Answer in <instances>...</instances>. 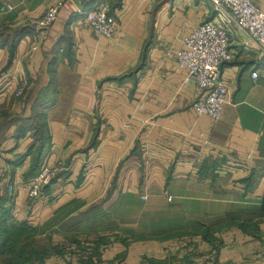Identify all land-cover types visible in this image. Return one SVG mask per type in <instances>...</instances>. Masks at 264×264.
Wrapping results in <instances>:
<instances>
[{
	"label": "crops",
	"instance_id": "crops-1",
	"mask_svg": "<svg viewBox=\"0 0 264 264\" xmlns=\"http://www.w3.org/2000/svg\"><path fill=\"white\" fill-rule=\"evenodd\" d=\"M57 1L0 0V171L8 225L50 249L38 264H264V47L232 35L213 120L167 55L207 0H107L113 39L84 21L99 0L27 25ZM45 164L61 169L30 201L19 185Z\"/></svg>",
	"mask_w": 264,
	"mask_h": 264
},
{
	"label": "built area",
	"instance_id": "built-area-1",
	"mask_svg": "<svg viewBox=\"0 0 264 264\" xmlns=\"http://www.w3.org/2000/svg\"><path fill=\"white\" fill-rule=\"evenodd\" d=\"M65 1L58 0L50 5L41 16L31 19L27 25L37 31L49 28L57 20ZM207 1L212 7L213 18L193 27L184 38L183 47L167 55L173 57L184 71L183 82H193L198 89V96L192 102L194 111L217 120L228 92L221 66L234 57L232 35L241 33L247 41L264 47V9L257 7L252 0ZM83 15L87 27L95 35L106 39L118 37L115 18L107 0H99ZM256 75V72L252 73V77ZM60 169L58 165H42L35 175L19 187L25 188L30 201L36 200ZM17 188L18 185L11 182L5 173L0 176V195H12Z\"/></svg>",
	"mask_w": 264,
	"mask_h": 264
},
{
	"label": "trees",
	"instance_id": "trees-1",
	"mask_svg": "<svg viewBox=\"0 0 264 264\" xmlns=\"http://www.w3.org/2000/svg\"><path fill=\"white\" fill-rule=\"evenodd\" d=\"M23 32L24 31H21L20 35ZM41 121L37 124L43 126ZM11 218L12 216L10 215L9 209L3 208L1 206L0 207V225H1L0 255L3 256L1 260H4L6 264H38L43 259V257H45L50 252V249L44 246L42 250L39 251H36L35 249L32 250V247L31 248L29 247L30 243L28 239H31L33 232L24 229V227L22 226L20 227H15L11 225L9 226L8 223L10 222ZM15 231L20 232L22 235H24L21 237L20 242H19L20 238L17 239V237L16 238L9 237L12 235V233H15Z\"/></svg>",
	"mask_w": 264,
	"mask_h": 264
},
{
	"label": "rangeland",
	"instance_id": "rangeland-1",
	"mask_svg": "<svg viewBox=\"0 0 264 264\" xmlns=\"http://www.w3.org/2000/svg\"><path fill=\"white\" fill-rule=\"evenodd\" d=\"M7 118H9V111L6 110V109H4V108H2L0 106V126L3 125L2 123H4L7 120ZM34 121L37 122V123H39L41 120H39L37 118V119H34ZM2 130L3 129H1V131ZM1 131H0V136L2 137L4 135H3V133ZM1 137H0V141H1ZM2 174H4V173L0 171V176ZM9 199L10 198H9V195L8 194H6V195H0V207L2 206L3 208H8L9 209L10 208V205H11ZM0 227H1V225H0ZM25 235H27V234H25ZM22 236H24V235H22L20 232L15 231V233H12V235L9 236V237L10 238H16L17 237V239L20 238V240H19V242H20ZM28 240H29V243H30V246L29 247L30 248L32 247V250L35 249L36 251H39V250H42L44 246H46V245H44L45 243L43 241L40 242L39 240L35 239L33 237V235L31 237V239H28ZM35 257H37V256H35ZM2 258H3V256L0 255V264H6L4 262V260H1Z\"/></svg>",
	"mask_w": 264,
	"mask_h": 264
}]
</instances>
